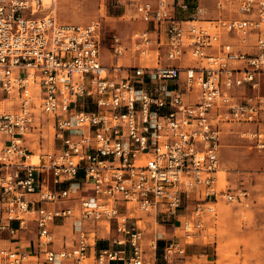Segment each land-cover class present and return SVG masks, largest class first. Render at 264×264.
Masks as SVG:
<instances>
[{"label": "built area", "instance_id": "2783aa9c", "mask_svg": "<svg viewBox=\"0 0 264 264\" xmlns=\"http://www.w3.org/2000/svg\"><path fill=\"white\" fill-rule=\"evenodd\" d=\"M43 9L44 0H0V91L20 98L0 111V242L36 234L30 251L0 245V264H81L91 250L95 264H148L134 213L177 220L184 210L190 237L220 198H246L219 188L218 173L223 125L264 121V0H239L240 16L229 18L187 0H139L153 28L134 30L130 49L155 58L139 66L120 64L119 37L115 62L103 61L99 18L62 23ZM186 55L196 63L184 65ZM32 87L60 143L38 163L24 145L38 127ZM244 135L264 150V128ZM68 220L72 243L56 248L53 227ZM98 227L114 247L97 248ZM184 253L172 241L163 258Z\"/></svg>", "mask_w": 264, "mask_h": 264}, {"label": "rangeland", "instance_id": "374dc122", "mask_svg": "<svg viewBox=\"0 0 264 264\" xmlns=\"http://www.w3.org/2000/svg\"><path fill=\"white\" fill-rule=\"evenodd\" d=\"M187 1L190 4L197 2L204 4L207 8L205 14L207 17H217L220 14L216 9L218 0ZM225 5L223 15H228L229 10L236 7L237 0H227ZM41 14H51L62 23H86L91 19L99 18L102 24V58L108 65L115 62L112 49L115 37L126 41L134 29L142 26L137 18L135 6L131 5L128 0H45ZM129 54L126 58H122L120 63L128 66L139 61L138 53L129 52ZM150 59L153 58L150 57ZM183 63L184 65H193L196 61L186 55ZM259 79L260 92L264 94V73L259 76ZM30 92L33 95V110L37 123H40V128H36V133L28 134L30 138L27 144L35 156L32 157V161L38 163L39 156L46 151L53 150L58 141L55 139L54 117L45 114L40 109L38 90L32 87ZM19 103L20 98L14 94L2 104L7 109L14 110L18 108ZM236 130L239 128L237 127ZM226 138L229 139L230 146L233 145L239 149V154L237 160L230 164H226L222 158L221 170L218 173L219 188L229 185L232 189L247 191L248 197L240 203L221 206L218 209V217L208 218L206 228L200 234L188 237L187 242L189 245L201 243L204 247L209 248L210 262L207 261L208 264H264V225H260L256 221L259 214H264V151L252 147L253 142L241 138L239 134L230 132ZM221 145L223 146V141ZM222 151L225 154V149ZM80 179L82 180V176ZM134 215L143 217L139 223L145 231L149 232L148 224L151 223V217H147L143 213H134ZM227 217L237 218L239 222L241 221L238 233L233 232V225L227 221ZM70 226L71 224H65L62 229L70 230ZM176 233L179 235L183 232L181 229H177ZM29 234L27 238L31 239L33 234ZM145 240L146 260L149 263L150 259H154L155 242L151 241V237H146ZM217 244L220 248L216 251L213 246ZM23 245L28 246V241L23 240ZM155 252V258L162 259V250L157 249L156 251L155 249ZM217 259L218 261H216ZM194 262L202 264L206 260L194 256ZM81 264H89V260L85 259Z\"/></svg>", "mask_w": 264, "mask_h": 264}, {"label": "crops", "instance_id": "0c3cea01", "mask_svg": "<svg viewBox=\"0 0 264 264\" xmlns=\"http://www.w3.org/2000/svg\"><path fill=\"white\" fill-rule=\"evenodd\" d=\"M128 1L131 3V5L135 6V9H136L139 0H128ZM218 1L216 2V9H218L220 14L217 17H209V18H218V17H227V18H229V17H239L240 16V14L236 12L237 8H238L239 0H237L236 7L229 10L230 13L228 15H223L224 14L223 13V11H224L223 9L226 8L225 2L227 0H225V1L221 0L222 1V6L221 7L218 6ZM197 4H200V5H202V6H204L206 8V6L204 4H201L199 2H197ZM136 13H137V11H136ZM189 14H190V11L179 12L178 16L181 17V18H186ZM137 18H138V20H139V22L141 23L142 26H140L139 28H136L134 30H144L146 28H153V23H148L146 21L141 20L138 17V14H137ZM130 35L127 38V40L124 41V43L127 45V50H126L125 55L123 57H121L120 60L122 58H126L128 55H130L129 52L132 53L131 52L132 50L130 49V45H131ZM225 38L226 39H230V36L226 35ZM151 57L153 59H150V58H148V59L139 58V61L137 63H134L133 65L130 64L128 66H135V65L139 66L140 64L141 65H146V64L154 65L155 58H154L153 55ZM120 60H119V62H120ZM120 64H122V63H120ZM123 74L125 75V73H123ZM259 76H258V80H259V83H260ZM9 99L10 98L7 97L6 94H3L0 91V111H15V110H17L19 108V106H18V108L14 109V110L7 109V107L4 104H2V103L5 100H9ZM263 119H264V116H263ZM39 125H40V123H38V127H39ZM258 126L261 127V128H264V121L258 122V123H244L243 122V123H239V124H231V123H229V124H224L223 125V135H222L223 146H222V149H221L220 168H221V164H222V158H223V160H224V162L226 164L227 163L230 164V163H233V161L237 160V156L239 154V149H236L235 147H233V145L230 146L228 144L229 143V139L226 138V137H227L228 134H230V132L239 134L241 138H244V139H247V140L253 142V146L252 147H255L259 151H264V150L259 149L256 146L255 141L253 139H251V138H249V137L244 135L245 131L254 130ZM237 127L239 128V130H236ZM35 131H36V129L34 131H32L31 133H29V134H34V133H36ZM29 138H30V136H27L25 141H24V145L26 147H28V149H30L29 145L27 144V141H28ZM59 146H60V143L58 141V143H57V145L55 146L54 149L58 148ZM223 149H225V154H223V151H222ZM49 151H52V150H49ZM31 153L33 154L32 150H31ZM32 157H35V156H32ZM50 186L53 187L54 185L52 183H50ZM61 186L65 187L67 185L64 183ZM226 188H228L229 191L232 192V193H237L239 191H245V190L232 189V187L229 186V185H227ZM247 197H248V192H247L246 198H242L241 201L228 202L225 199L220 198L219 201H217V203H216V215L215 216L206 217V222L204 223V228L202 230L196 232L192 236L194 237L197 234H200L201 231H203L206 228V225H207V222H208L207 221L208 218H212V217L217 218L218 217L217 216L218 215V209L221 206L224 207V205L226 206V205H231V204H235V203H240L243 200L247 199ZM143 214H145V213H143ZM180 214H181V217H180V219H177V220H175L173 218H166V219L158 218V219H156L153 215L145 214L147 217L148 216L151 217L152 220H151V223H150V221H148L150 223V224H148L149 225V232L148 231H144V233H143V245L144 246L146 245V240H145L146 237H151L152 238L151 241L155 242V245H154V259H150L149 263L146 260V262L148 264H167L166 260L163 258V252H164L165 246L168 245L172 241H175V242L180 241L182 243V245L185 247V253L184 254H177L175 259H174L173 264H199V263H195L194 262V256H197L199 259L206 260V262H203L202 264H208L210 262V260H209L210 254L208 252L209 248L207 246L204 247L201 243H194L192 245L188 244L187 238L189 236L185 235L184 229H183L182 224H181V222H182L181 220L184 219L183 214H185V211L182 210ZM141 218L143 220V217H141ZM227 221L232 223L233 228H234L233 232L238 233L239 227H240L239 224H240L241 221L239 222L237 220V218L230 219L229 217H227ZM256 221L260 225H264V214H262V213L259 214L257 216V218H256ZM61 222L62 221H57L56 224L53 227L54 235H55V237L57 239V243L55 244L56 248L61 247V244H63V243H66V244L72 243V240L74 238V235H73V232H72V228H71L72 225L70 226V230H63L62 229L65 226V224H71V220L65 221L63 223H61ZM177 229H181V231L183 233L178 235L176 233ZM28 233L33 234L31 239L27 238ZM113 235H114L113 233L109 234L107 232V230L103 229L102 227H98L97 232H96L97 248L112 247V246L114 247L113 242H112ZM35 238H36L35 232H32V231L28 230L26 232H21L20 233V240H16V241L10 240V241H6V242L2 241V242H0V245H4V246L8 245V246H10L12 248L17 247V248H22L25 251H30L31 245H32L33 241L35 240ZM23 240H27L28 241V246L25 247L23 245ZM213 245H215V244H213ZM209 247H211V246H209ZM213 247H215L216 251L220 248V246L218 244L216 246H213ZM155 249H156V251H157V249H161L162 250V254H161L162 259L155 258V255H156ZM144 250H145V248H144ZM95 252H96L95 250H91L89 252V254L87 256V259L89 260V264H95V259H94ZM146 256L147 255L145 253V258H147ZM183 258H185V259H183ZM207 261H208V263H207ZM216 261H218V259ZM67 264H76V263L68 261ZM111 264H125V261L117 260V261H113Z\"/></svg>", "mask_w": 264, "mask_h": 264}, {"label": "bare ground", "instance_id": "6f19581e", "mask_svg": "<svg viewBox=\"0 0 264 264\" xmlns=\"http://www.w3.org/2000/svg\"><path fill=\"white\" fill-rule=\"evenodd\" d=\"M44 5H45V0H44ZM34 161H35V159H34ZM33 162V161H32ZM33 163H35V162H33Z\"/></svg>", "mask_w": 264, "mask_h": 264}]
</instances>
